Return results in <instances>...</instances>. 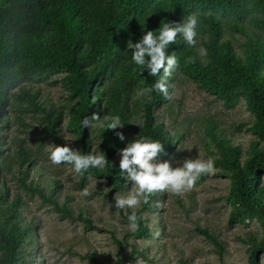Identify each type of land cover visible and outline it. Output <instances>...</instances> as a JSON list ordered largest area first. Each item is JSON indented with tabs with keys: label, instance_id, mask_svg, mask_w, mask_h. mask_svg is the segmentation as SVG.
Masks as SVG:
<instances>
[{
	"label": "trees",
	"instance_id": "1",
	"mask_svg": "<svg viewBox=\"0 0 264 264\" xmlns=\"http://www.w3.org/2000/svg\"><path fill=\"white\" fill-rule=\"evenodd\" d=\"M191 14L198 17L197 33L205 37L211 62L202 64L194 47L179 36L169 46V53L178 59L176 71L226 105H236L241 95L248 98L256 116L251 130L258 138L249 140L246 147L235 141L234 133L219 119L208 116L201 125V141L208 151L219 153L215 165L231 179L228 199L236 209L230 222L245 223L257 217L264 227V144L260 142H264V0H0V264H37L42 248L37 218L19 192L11 196L8 177L17 179L18 188L60 215L74 217L71 199L62 192V177L35 161V153L23 140L12 138L18 151L14 157L6 153L11 149L6 144L10 126L6 105L15 107L11 102L14 90L20 88L33 106L31 110L42 112L45 138H65L60 125L69 112L71 129L85 147L81 152L101 153L109 161L103 169L81 172V181L91 175L104 178L118 195L126 194L133 185L120 176L119 162L120 150L128 141L137 135L159 140L165 146L159 157L167 158L186 137L185 133H171L165 115L172 111L167 107L161 111L165 97L149 91L159 76H149L131 61L127 42L138 40L141 29L156 30L160 23L180 22ZM225 29L232 37L239 34L248 39L243 52L235 50ZM176 71L168 78L169 96ZM52 76L68 91L64 108L40 105L36 94L21 87L23 81ZM93 114L99 119L85 128L84 119ZM113 115H119L121 123L135 132L108 129ZM120 131L125 141L117 137ZM164 196L165 192H155L147 203L142 198L135 209H125L126 213L118 209L126 221L135 211L139 227L125 234L130 254L113 233L119 258L110 264H126L137 257L156 262L158 255L151 256L150 246L130 243L128 237L160 242L158 232L163 234L165 228L159 215ZM78 217L86 225L91 223L84 211ZM197 231L218 246L221 257L224 255L226 243L218 231L210 226L197 227ZM251 241L249 264H261L258 258L264 252V234L260 240L251 236ZM162 250L156 243V252Z\"/></svg>",
	"mask_w": 264,
	"mask_h": 264
},
{
	"label": "rangeland",
	"instance_id": "2",
	"mask_svg": "<svg viewBox=\"0 0 264 264\" xmlns=\"http://www.w3.org/2000/svg\"><path fill=\"white\" fill-rule=\"evenodd\" d=\"M225 32L227 37L232 38L235 50L243 52L248 39L239 34L232 37L226 29ZM204 41L205 37L197 35L193 47L202 64H207L211 59ZM175 76L173 91L162 104L161 111L164 107L172 111L171 114L165 115L171 133H185L186 137L169 157L158 156L159 160L171 161L173 166L185 158L199 157L205 161L212 158L215 162L219 153L215 150L208 151L201 141V125L208 116L219 119L234 133L235 141L246 147L249 140L258 138L251 130L256 116L245 95L240 96L236 105L228 106L184 73L176 71ZM21 87L36 94V103L40 105L44 103L47 107L64 108V103L68 100L67 89L61 83H56L54 76L42 80L23 81ZM13 93L15 94L11 102L13 101L15 107L6 105L5 117L10 118V126L6 130V144L11 148L6 150V153L14 157L18 151V146L12 138L23 140L35 153V161L44 164L49 171L62 177V192L71 199V205L74 207L73 218L62 216L52 206L18 188L17 179L8 177L11 196L14 191L22 195L28 202L30 213L36 216L40 226L42 248L36 257V263L110 264V260L117 262L119 247L115 243L113 233L123 241L125 253L130 254L131 246L124 239L126 232L130 230L128 222L113 206L114 196H118L117 192L107 186L104 178L91 175L86 182H82L81 173H77L72 165H54L48 159L53 144L66 143L80 151L85 148L71 129L70 113L66 112L60 125L65 134L63 139L65 143L63 140L45 138L42 112L31 110L33 106L28 105V100L23 97L25 93H21L20 88L15 89ZM123 128L128 132H135L132 126ZM260 142L264 144L263 141ZM261 179L264 181V175ZM230 183V177L221 174L215 165L214 172L203 175L191 190L182 194L165 191L159 214L165 222L164 233L158 232L160 242L153 238L128 237L130 243L135 241L139 246H150L151 256L158 255L156 262L149 263L137 257L126 264H249L251 236H256L260 240L264 234V227L257 217L248 219L245 223L230 222L232 210L236 209L228 199ZM84 189L90 193L89 196L82 195ZM82 211L91 219L88 225L78 217ZM126 211L122 210L124 213ZM206 226L218 231L219 238L225 241L226 250L222 257L218 246L197 231V227ZM156 243L162 245V251L156 252ZM258 261L264 264V252Z\"/></svg>",
	"mask_w": 264,
	"mask_h": 264
},
{
	"label": "clouds",
	"instance_id": "3",
	"mask_svg": "<svg viewBox=\"0 0 264 264\" xmlns=\"http://www.w3.org/2000/svg\"><path fill=\"white\" fill-rule=\"evenodd\" d=\"M198 17L189 15L182 21H167L160 23L156 30L141 29L142 36L133 42H127V51L131 52V61L141 66L149 76L159 79L154 82L149 91H157L169 98L168 78L178 69L179 62L175 54L169 53V46L174 44L177 37H181L188 46L196 43ZM162 70V75H161ZM142 94V93H141ZM99 117L93 114L83 121L85 128ZM119 115H113L107 123L110 130L122 129ZM120 141H125L122 131L116 133ZM165 153V146L159 140L147 136H136L128 141L120 150V176L131 182L133 187L126 193L114 196L113 206L117 209H135L148 202V196L155 192L170 191L182 194L191 190L196 182L203 176L211 174L215 170V162L212 158L201 160L197 158H185L177 161L176 166L168 160H159L158 156ZM48 159L54 165H72L77 173L87 172L90 169H103L108 163L104 154L83 153L69 144H53ZM82 195L87 197L90 193L84 189ZM138 216L135 211L127 215L128 227L136 231L139 227Z\"/></svg>",
	"mask_w": 264,
	"mask_h": 264
}]
</instances>
